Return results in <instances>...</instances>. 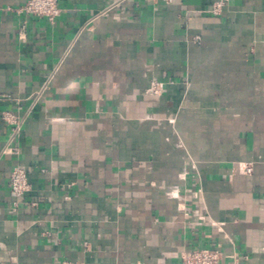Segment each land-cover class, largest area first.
Masks as SVG:
<instances>
[{
    "label": "crops",
    "instance_id": "0c3cea01",
    "mask_svg": "<svg viewBox=\"0 0 264 264\" xmlns=\"http://www.w3.org/2000/svg\"><path fill=\"white\" fill-rule=\"evenodd\" d=\"M26 1L0 0V264H264V0Z\"/></svg>",
    "mask_w": 264,
    "mask_h": 264
},
{
    "label": "built area",
    "instance_id": "2783aa9c",
    "mask_svg": "<svg viewBox=\"0 0 264 264\" xmlns=\"http://www.w3.org/2000/svg\"><path fill=\"white\" fill-rule=\"evenodd\" d=\"M145 1L154 2L157 0ZM227 1H215L208 9V12L213 15H220ZM61 11L59 0H27L16 9L17 13L45 17L51 23L61 14ZM149 92L160 94L162 92V83L156 80L152 81ZM3 119L12 124L15 130H18L21 126L22 121L20 117L13 112L3 113ZM243 169L247 174L253 173L254 162H245ZM9 185L17 204L31 188L27 171L21 166L14 167L10 175ZM221 259L222 253L217 249L211 248L187 250L181 255L182 264H221Z\"/></svg>",
    "mask_w": 264,
    "mask_h": 264
}]
</instances>
